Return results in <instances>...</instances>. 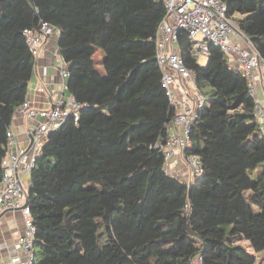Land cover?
<instances>
[{"label": "trees", "instance_id": "16d2710c", "mask_svg": "<svg viewBox=\"0 0 264 264\" xmlns=\"http://www.w3.org/2000/svg\"><path fill=\"white\" fill-rule=\"evenodd\" d=\"M220 1L264 60V0ZM164 14L162 0H0V180L36 63L24 29L42 21L56 29L66 93L82 105L77 121L47 136L29 174L33 264H264L257 101L217 46L207 43L198 64L185 31L175 48L204 98L185 155L202 172L187 182L167 171L161 146L176 108L153 42ZM96 50L102 71L89 58Z\"/></svg>", "mask_w": 264, "mask_h": 264}, {"label": "built area", "instance_id": "2783aa9c", "mask_svg": "<svg viewBox=\"0 0 264 264\" xmlns=\"http://www.w3.org/2000/svg\"><path fill=\"white\" fill-rule=\"evenodd\" d=\"M165 14L155 32V59L161 69V82L171 105L176 108L172 127L178 131L169 133L161 146L166 168L170 160L179 156L188 170L190 181L201 174V163L195 155H185L189 147V133L204 98L195 88V75L187 68L176 51V41L180 31H185L194 41L197 59L207 56V43L217 46L231 60L237 61L246 78L250 93H254L255 74L264 75V60L259 57L254 46L245 39L236 23L227 17L225 3L220 0H162ZM56 29L47 22H40L36 28L24 29L22 34L30 53L36 58L47 38ZM240 41H239V40ZM242 40V41H241ZM59 64L62 79L68 77L66 64L59 53L54 54ZM177 89L179 93H177ZM45 92V87L39 88ZM82 105L63 93L46 108L33 106L25 99L16 109L27 121L35 124L29 129V143L17 147L13 133L7 131V146L1 162L0 211L19 210L22 216V230L13 242V255L9 264H33L35 227L26 200L23 178L29 176L35 160L47 136L57 130L68 118H79ZM254 116L259 131L264 135V108L259 102L254 106ZM179 176L178 174H174ZM181 177V176H180ZM187 210V209H186Z\"/></svg>", "mask_w": 264, "mask_h": 264}, {"label": "crops", "instance_id": "0c3cea01", "mask_svg": "<svg viewBox=\"0 0 264 264\" xmlns=\"http://www.w3.org/2000/svg\"><path fill=\"white\" fill-rule=\"evenodd\" d=\"M236 19L239 16H234ZM239 40V39H238ZM240 41V40H239ZM242 41V40H241ZM58 49V32L55 30L46 40L42 50L36 57L35 69L32 78L28 84L26 99L37 107L46 108L51 106L53 101L63 93L66 97L68 94L65 90V79L59 74V64L54 58ZM197 63L205 65L207 56L197 59ZM231 65L239 68L237 61L231 60ZM45 87V92H40L39 88ZM177 93L179 90L177 89ZM180 94V93H179ZM253 97L264 108V75L261 71L255 74V86ZM33 121H27L21 112L15 111L10 130L16 141V146L21 148L29 143V129L34 125ZM175 127L169 128V133H176ZM170 174H178L183 179H187L188 170L184 168L179 156H175L167 167ZM29 176L23 178V185L28 187ZM22 230V216L19 210L0 211V264H9L13 255V242Z\"/></svg>", "mask_w": 264, "mask_h": 264}, {"label": "rangeland", "instance_id": "374dc122", "mask_svg": "<svg viewBox=\"0 0 264 264\" xmlns=\"http://www.w3.org/2000/svg\"><path fill=\"white\" fill-rule=\"evenodd\" d=\"M93 63L95 64V68L96 70L98 71H102V52L99 51V50H96L95 53L89 57ZM18 236V235H17ZM237 243L243 245L245 247V249L249 252V253H253L252 249L248 246V243L243 240V239H240L237 241ZM254 254V253H253ZM264 256V253L262 254H257V260H260L262 259Z\"/></svg>", "mask_w": 264, "mask_h": 264}, {"label": "water", "instance_id": "95a60500", "mask_svg": "<svg viewBox=\"0 0 264 264\" xmlns=\"http://www.w3.org/2000/svg\"><path fill=\"white\" fill-rule=\"evenodd\" d=\"M23 206H27V199L25 200V203H24V205Z\"/></svg>", "mask_w": 264, "mask_h": 264}]
</instances>
